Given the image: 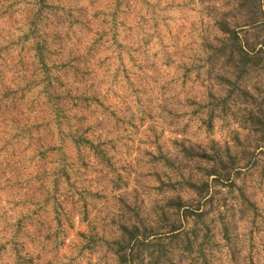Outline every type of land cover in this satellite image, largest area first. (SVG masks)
<instances>
[{
	"label": "rangeland",
	"instance_id": "rangeland-1",
	"mask_svg": "<svg viewBox=\"0 0 264 264\" xmlns=\"http://www.w3.org/2000/svg\"><path fill=\"white\" fill-rule=\"evenodd\" d=\"M235 9L236 0H0V264H264V138L246 128L240 96L207 123L209 92H226L215 73L228 69L208 44L219 18L243 20ZM242 82L259 100L264 68ZM182 145L252 151L186 218L170 200L198 199L187 181L211 177ZM121 225L151 231L132 262L107 244Z\"/></svg>",
	"mask_w": 264,
	"mask_h": 264
},
{
	"label": "trees",
	"instance_id": "trees-1",
	"mask_svg": "<svg viewBox=\"0 0 264 264\" xmlns=\"http://www.w3.org/2000/svg\"><path fill=\"white\" fill-rule=\"evenodd\" d=\"M236 12L243 13V20L240 23L233 21L230 23L224 18L215 21L217 30L220 35L216 38L215 43H209V57L216 59L227 65L228 69L224 72H216L215 76L219 83L226 86V92L222 95H216L209 92L210 106L207 113V123H210V117L216 109H222L225 101L230 94L241 97L242 102L249 104L250 108H245L244 119H248L249 130H254L264 138V95L257 100L256 96L250 93L243 84V79L250 74L251 71L264 68V35L260 39L249 40L247 37H241L236 28L240 25L254 26L256 28H264V0H236ZM263 19L260 21V19ZM260 45L256 48L257 45ZM242 82V83H241ZM246 116V117H245ZM259 138H257L258 141ZM261 142L264 139H260ZM259 143L255 144L258 148ZM182 152L187 157H195L198 161L206 162L204 176L211 177L210 184L205 180L200 183L187 181L197 194L198 199L181 200L177 197L174 201L170 200L178 211L181 209V217L186 218L187 215H199V197L205 195L209 185L216 186L222 183V180H228L230 175H238L240 173L237 160H249L252 151L247 148H241L239 151L230 152L227 147L223 153L217 151L206 152L203 148L188 145L181 147ZM239 157L237 158V155ZM245 161L243 164H245ZM178 224H171L169 232L175 234L178 230ZM151 231L140 230L136 225H121L120 236L112 241H107L108 247L117 256L119 262H132V250L144 244Z\"/></svg>",
	"mask_w": 264,
	"mask_h": 264
}]
</instances>
